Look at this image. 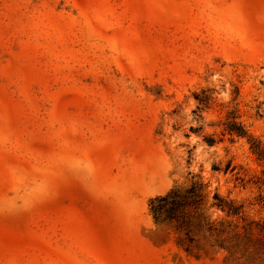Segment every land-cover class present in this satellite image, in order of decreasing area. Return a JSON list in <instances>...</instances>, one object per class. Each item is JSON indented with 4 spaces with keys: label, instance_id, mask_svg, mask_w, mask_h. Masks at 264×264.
I'll use <instances>...</instances> for the list:
<instances>
[{
    "label": "rangeland",
    "instance_id": "rangeland-1",
    "mask_svg": "<svg viewBox=\"0 0 264 264\" xmlns=\"http://www.w3.org/2000/svg\"><path fill=\"white\" fill-rule=\"evenodd\" d=\"M233 110L264 147V0H0V264H264Z\"/></svg>",
    "mask_w": 264,
    "mask_h": 264
},
{
    "label": "trees",
    "instance_id": "trees-1",
    "mask_svg": "<svg viewBox=\"0 0 264 264\" xmlns=\"http://www.w3.org/2000/svg\"><path fill=\"white\" fill-rule=\"evenodd\" d=\"M229 135L231 139L241 138L246 139L250 144L251 150L260 158H264V147L260 141L252 136L249 130L240 121V116L237 110L230 112L227 121L224 123V135ZM208 145L213 146L215 140L212 137H207ZM197 183H194L189 189H173L166 196L157 197L151 200L150 209L157 222L166 220L180 221L181 225L186 224L184 210L188 207H196L201 202V195L198 193L201 189ZM213 207H216L228 216H237L241 214V207L222 198L219 194H215Z\"/></svg>",
    "mask_w": 264,
    "mask_h": 264
}]
</instances>
